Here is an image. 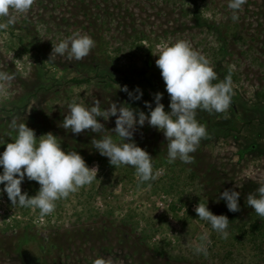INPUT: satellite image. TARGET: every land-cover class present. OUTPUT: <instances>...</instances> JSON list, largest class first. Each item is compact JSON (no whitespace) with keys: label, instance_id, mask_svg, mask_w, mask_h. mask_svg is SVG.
Listing matches in <instances>:
<instances>
[{"label":"rangeland","instance_id":"obj_1","mask_svg":"<svg viewBox=\"0 0 264 264\" xmlns=\"http://www.w3.org/2000/svg\"><path fill=\"white\" fill-rule=\"evenodd\" d=\"M228 3L35 0L27 14L0 31V71L15 76L10 98L0 100V141L15 139L13 119L25 120L37 137L53 133L62 149L77 151L98 168L96 180L57 200L48 215L13 206L0 194V264H95L101 258L104 264H264L262 239L250 233L254 220L264 218L246 203L264 184V0H248L238 20ZM76 32L95 41L87 57H49L53 46ZM178 40L211 62L213 83L231 78L232 106L227 114L197 110L207 136L191 164L170 163L163 132L147 122L137 126L133 140L153 157L159 173L145 184L133 167L112 166L91 145L103 135L118 139L112 132L115 117H98L106 129L99 136L91 130L74 135L60 125L73 102L91 107L99 100L102 110L112 101L128 103L148 114L144 101L155 107L153 97L160 92L169 111L154 54ZM118 85L130 91L138 86L142 98L131 101ZM4 148L0 144V152ZM39 187L27 178L21 184L29 196ZM225 189L240 192L238 212H230L223 199L217 202ZM206 202L213 214L228 217L227 239L197 217L196 205ZM204 233L210 240L207 255L195 251Z\"/></svg>","mask_w":264,"mask_h":264},{"label":"clouds","instance_id":"obj_2","mask_svg":"<svg viewBox=\"0 0 264 264\" xmlns=\"http://www.w3.org/2000/svg\"><path fill=\"white\" fill-rule=\"evenodd\" d=\"M247 2L248 0H229L228 8L232 10L233 20L239 19L238 13ZM34 3L35 0H0V18L6 19L5 23H0V31L13 26L17 16L27 14ZM94 47L92 37L76 32L53 46L49 57L53 60L60 56L68 61H80ZM154 55L157 56L155 64L160 69L170 97L169 111H165L161 103L163 93L160 92L154 94L155 107L144 101L148 114L133 109L128 103L118 104L112 101L102 110L99 100L94 101L91 107L73 102L60 125L74 135L91 130L99 136L106 129L98 117L105 121L115 117L112 132L118 139L110 134L103 135L101 138H92L91 145L100 155L107 157L112 166L133 167L141 183L154 180L159 173L153 171V157L133 140L137 126L142 127L147 122L149 126L163 132L170 163L179 159L185 164H191L194 160L191 154L197 150L202 138L207 136L206 126L196 119L197 110L227 114L232 106L231 78L226 77L223 82L213 83L217 80V73L211 62L194 50L189 42L178 40L161 45ZM14 79L13 74L0 71V100L10 98L9 89ZM117 88L127 93L131 101L142 98L143 93L138 86L134 91H130L126 85H118ZM10 127L16 133L15 139L10 142L0 141V144L5 145L0 152V184H3L0 194L6 193L11 205L39 209L41 216L48 215L54 212L57 200L67 198L97 179L98 168L89 167L77 151L62 149L61 141L53 133L37 137L25 120L19 122L13 119ZM25 178L40 185L35 195L29 196L27 192H22L21 184ZM239 197V191L225 189L219 193L217 202L223 199L230 212H238ZM246 203L258 217L264 218V184L255 193L247 195ZM194 211L197 217L208 222L222 238H228L230 221L226 215L213 214L207 207V202L198 203ZM209 243V234H202L195 251L207 255ZM95 264H104V260L97 259Z\"/></svg>","mask_w":264,"mask_h":264},{"label":"trees","instance_id":"obj_3","mask_svg":"<svg viewBox=\"0 0 264 264\" xmlns=\"http://www.w3.org/2000/svg\"><path fill=\"white\" fill-rule=\"evenodd\" d=\"M208 27L211 29H217L216 26L208 24ZM232 73V70L227 69L225 74L230 75ZM153 180L144 182L145 184H149L152 183ZM251 230L250 233L254 236H258L259 238L262 239V243L264 246V221L263 220H254V222L252 223V225L250 226Z\"/></svg>","mask_w":264,"mask_h":264}]
</instances>
